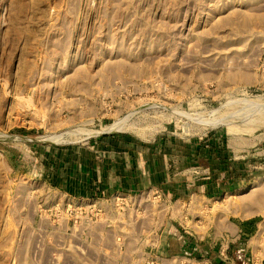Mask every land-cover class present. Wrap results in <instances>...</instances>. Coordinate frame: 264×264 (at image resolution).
<instances>
[{
    "label": "rangeland",
    "instance_id": "obj_1",
    "mask_svg": "<svg viewBox=\"0 0 264 264\" xmlns=\"http://www.w3.org/2000/svg\"><path fill=\"white\" fill-rule=\"evenodd\" d=\"M71 129L89 135L38 139ZM111 134L210 155L234 183L214 204L257 246L196 250L171 219L157 264H264V0H0V264H140L51 229L67 193L43 184L46 150Z\"/></svg>",
    "mask_w": 264,
    "mask_h": 264
},
{
    "label": "crops",
    "instance_id": "obj_2",
    "mask_svg": "<svg viewBox=\"0 0 264 264\" xmlns=\"http://www.w3.org/2000/svg\"><path fill=\"white\" fill-rule=\"evenodd\" d=\"M199 150L206 153L201 148L198 153ZM46 151L45 165L38 170L43 184L56 192L75 197H107L115 192L137 193L161 188L179 203L181 223L192 235L177 236L183 245L189 242L196 250L207 247L213 251L220 245L221 250L227 249V255L234 250H250L253 259L257 256L256 244L245 238L244 229L248 228L240 221L223 220L225 204H214L215 196L234 183L225 175L217 180L213 178L210 155L193 162L194 156L186 158L179 156L183 152L161 149L158 143L146 144L117 134L53 146ZM217 207L220 216L216 215ZM204 211L212 217L208 218L209 229L204 224ZM167 237L162 241L163 247H172L174 243Z\"/></svg>",
    "mask_w": 264,
    "mask_h": 264
},
{
    "label": "built area",
    "instance_id": "obj_3",
    "mask_svg": "<svg viewBox=\"0 0 264 264\" xmlns=\"http://www.w3.org/2000/svg\"><path fill=\"white\" fill-rule=\"evenodd\" d=\"M51 207V229L64 231L67 249L84 258L91 245L96 249V256H102L114 246L120 253L127 252L132 262L157 264L162 258L152 252L160 244L158 232L171 219L177 221L178 237L192 236L181 223L182 215L177 212L179 203L161 188L137 193L115 192L107 197L64 194L63 200ZM178 255H173L170 261L190 260L188 256Z\"/></svg>",
    "mask_w": 264,
    "mask_h": 264
},
{
    "label": "bare ground",
    "instance_id": "obj_4",
    "mask_svg": "<svg viewBox=\"0 0 264 264\" xmlns=\"http://www.w3.org/2000/svg\"><path fill=\"white\" fill-rule=\"evenodd\" d=\"M118 128H121V124L120 123H117V124H115V125H113V126H110V127H107L106 129L107 130H111V129H118ZM106 130V131H107ZM97 132V131H96ZM99 132V131H98ZM85 134L86 136H88L89 135V133H82V132H78L77 130L75 131V130H68V131H66V132H62V133H55V134H50V135H43V136H40L38 139L39 140H47V141H53V142H56V141H58V140H60V141H62L63 140V137H65V135H76V134ZM96 134V133H95ZM9 136V135H8ZM85 136V137H86ZM36 138V139H37ZM18 140V139H17Z\"/></svg>",
    "mask_w": 264,
    "mask_h": 264
}]
</instances>
